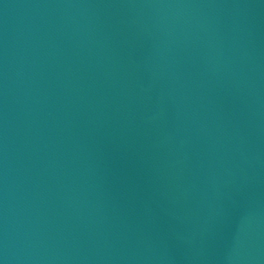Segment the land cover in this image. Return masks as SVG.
I'll return each instance as SVG.
<instances>
[{
  "label": "water",
  "instance_id": "obj_1",
  "mask_svg": "<svg viewBox=\"0 0 264 264\" xmlns=\"http://www.w3.org/2000/svg\"><path fill=\"white\" fill-rule=\"evenodd\" d=\"M0 264H264V0H0Z\"/></svg>",
  "mask_w": 264,
  "mask_h": 264
}]
</instances>
